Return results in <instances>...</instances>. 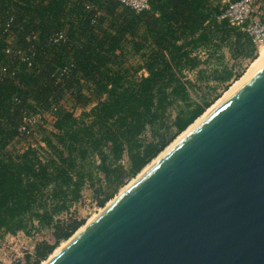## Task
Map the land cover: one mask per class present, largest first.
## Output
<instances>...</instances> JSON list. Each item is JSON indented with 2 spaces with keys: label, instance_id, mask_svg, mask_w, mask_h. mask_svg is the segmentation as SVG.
Instances as JSON below:
<instances>
[{
  "label": "trees",
  "instance_id": "1",
  "mask_svg": "<svg viewBox=\"0 0 264 264\" xmlns=\"http://www.w3.org/2000/svg\"><path fill=\"white\" fill-rule=\"evenodd\" d=\"M69 1L0 0V64L7 61L3 25L10 14L20 23L14 30L23 49L28 47L26 34L40 32L33 69L21 65L16 80L0 82V232L32 235L52 228L55 238L52 244L39 243L34 255L16 264L46 260L84 224L60 216L81 200L86 187L93 188V199L104 207L220 97L218 89L226 90L241 77V71L224 62V48L233 58L257 55L248 35L220 18L221 0H150V10L123 9L111 33L96 32L83 21L70 25V42L48 46L46 36L65 25L62 16ZM98 4L112 14V5ZM74 9L81 10L79 5ZM125 41L143 60L132 73L110 67ZM214 58L219 61L215 67L201 68ZM70 62L75 65L70 78L58 81V70ZM194 71L193 79L187 72ZM78 74L98 96L93 105L88 103L90 109L78 116L75 111L61 113L54 130L44 135V146L8 150L18 133L20 109L33 107L30 100L45 105L51 96L60 99L72 87L80 99Z\"/></svg>",
  "mask_w": 264,
  "mask_h": 264
},
{
  "label": "water",
  "instance_id": "2",
  "mask_svg": "<svg viewBox=\"0 0 264 264\" xmlns=\"http://www.w3.org/2000/svg\"><path fill=\"white\" fill-rule=\"evenodd\" d=\"M45 264H264V64Z\"/></svg>",
  "mask_w": 264,
  "mask_h": 264
},
{
  "label": "built area",
  "instance_id": "3",
  "mask_svg": "<svg viewBox=\"0 0 264 264\" xmlns=\"http://www.w3.org/2000/svg\"><path fill=\"white\" fill-rule=\"evenodd\" d=\"M120 7L128 8L135 13H141L150 10V0H114ZM105 2V1H102ZM75 5H79L80 9H74ZM96 0H70L62 20L65 23L64 27L49 33L46 36V45L59 48L62 45L71 41L68 34L70 25L75 27L81 22H88L89 26L98 32L101 21L104 17L103 10ZM253 0H227L224 11L220 18L226 19L228 23L245 32L251 39L255 46H259L264 41V21L261 17L253 16ZM20 23L16 22L15 14H10L5 24L3 25V33L6 34L7 46L4 49L7 61L0 64V82L4 80H16L17 73L21 70V65L25 66L27 70L34 67V58L37 55L36 48L40 46V32L33 30L26 34L25 41L27 48L23 49L20 46L11 43L13 31L15 27H19ZM76 44L80 42L75 41ZM42 49V47H41ZM75 65L70 62L68 65L59 69L58 81H63V78H70L72 68ZM80 83L84 86L90 84L78 74ZM93 87V86H92ZM81 90V93H84ZM78 94L77 88L72 87L64 90V96L60 99L51 96L47 104L35 103L33 107L24 106L20 109L17 118V135L11 140V144L20 141L24 147L20 148L18 152H23L29 146L38 147L44 146L42 141L47 127L54 130V124L59 119L61 113L72 112L75 110L64 109V99L67 96L76 97ZM14 102L18 104L20 99L13 98ZM79 108V107H78ZM40 138V139H39ZM36 140V141H35ZM35 141V142H34Z\"/></svg>",
  "mask_w": 264,
  "mask_h": 264
},
{
  "label": "rangeland",
  "instance_id": "4",
  "mask_svg": "<svg viewBox=\"0 0 264 264\" xmlns=\"http://www.w3.org/2000/svg\"><path fill=\"white\" fill-rule=\"evenodd\" d=\"M102 1H106L108 3V5L109 6L112 5L113 8L111 10L112 14H109V12H107V11H105V9H103L104 10L103 11L104 17L101 21V25L99 26L98 30L99 31H103V30L104 31H110V33H111L112 30L115 28L113 26V24H115L117 22V17L119 15H121L123 9H125V8L117 5V3L114 0H97L98 3L102 2ZM226 3H227V0H221L220 5L223 8H225ZM253 9H254L253 16L261 17L262 15H264V0H253ZM18 38L20 39L16 30H14L12 38H10V41L12 44L21 47V45H23V44L19 43ZM263 49H264V41L257 47V50H256L257 55H256L255 59H238V58H233V56H231L228 49L224 48V50H223L224 55H225L224 62L228 66L233 65L235 71H238V70L241 71L242 75L237 80L231 81L226 90L218 89V92H220V97L211 106L216 107V105H218V104H215V103H218L220 99H223L226 97L227 92L233 87L234 83L241 80L242 77L244 78V76L250 71L251 64H254V62H256L257 60H258L257 63L260 62L259 68L264 64V55H263L264 50ZM260 53H261V55H260ZM115 55H116V58L111 63L110 67L112 69L128 68L130 73H132L133 70L136 67H138L143 61L140 54H137L134 51L131 43L127 42V41L122 43V45L120 46L119 50H117ZM206 55L207 54H205V53H200V56L202 57V59H205ZM259 55L261 57H259ZM258 58H260V59H258ZM218 62L219 61L215 58L211 59L209 61V63L202 64L201 68L204 69V68L215 67L218 64ZM140 73H142V71H139L138 74H140ZM187 74L190 78H193V79L195 78V71L194 72H187ZM210 84L214 85L213 82H210ZM201 85H203V84H201ZM92 88H93L92 86L91 87L86 86V85L82 86V90H84L85 92L81 93L80 99H78L77 97H70V96L65 97L64 103H63L64 109L65 110L66 109L75 110L77 108L75 110V114L77 116L80 115V113L82 112V109L83 110L84 109H86V110L90 109L88 106V103L91 102V105H93V103H95V101L98 99V96L95 94L96 92H94ZM198 93H199V91H198ZM200 93H201V90H200ZM192 95L194 98L196 97L195 92H192ZM29 103L31 106L35 105V103L32 100H30ZM76 103H77V105H76ZM209 108L205 112H207L209 110ZM171 114H172L171 119H173L174 114H175L174 110H172ZM50 132H51V128L47 127V131L45 132V134H49ZM182 134H183V132L181 134H179L165 148L164 151H166V149L169 146H171L173 143H175L176 140L178 141L181 138ZM146 137L150 138V132L149 131L146 133ZM42 141H43V138H42ZM22 147H24V144L21 143L20 141L14 142L12 144L10 143L7 145V149L14 152V153H19L18 151ZM161 153L158 155V157L161 155ZM158 157L154 158L148 165L152 164V162H154V160L157 159ZM142 171H144V169ZM142 171L138 175H136L134 178H131L127 182L126 185L121 187L119 189V191L117 192V194L110 201H108L105 204V206H107L112 200H114L119 194H121L142 173ZM82 194L83 195H82L81 200L73 205V207L70 209L69 213H66V214H63L60 216V219H66L67 217L73 216L74 218H77L78 220H84V224L75 233H77L84 225H86L98 212H100L105 207V206L100 207L96 204L95 200L93 199V188L92 187H89V186L86 187V189L83 191ZM69 239L62 241L60 243V245L53 251V253L50 254L48 256V258L46 260H44L43 262H47L54 255L55 251L59 250V248H61L66 242H68ZM41 242H47L49 244H52L55 242L54 230L52 228L43 229L42 231L33 233L32 235H29L23 231H20V232L16 233L15 235L2 234L0 232V264H16L17 262H24L25 257L27 255H34L36 246Z\"/></svg>",
  "mask_w": 264,
  "mask_h": 264
},
{
  "label": "bare ground",
  "instance_id": "5",
  "mask_svg": "<svg viewBox=\"0 0 264 264\" xmlns=\"http://www.w3.org/2000/svg\"><path fill=\"white\" fill-rule=\"evenodd\" d=\"M264 50V49H263ZM263 53V52H262ZM260 55H261V53H260ZM259 55V57H261ZM264 55V54H263ZM258 59H260V58H258ZM258 62V60L256 61V62H254V64H251V68H250V71L244 76V78L242 77V79L241 80H239L238 82H235L234 83V85H233V87L227 92V94H226V96L228 95V94H230L232 91H234V90H236L244 81H246L253 73H255L258 69H259V63H257ZM262 63V62H261ZM262 65V64H261ZM249 69V68H248ZM245 74V73H244ZM225 97V96H224ZM224 99V98H223ZM223 99H220L219 100V102L218 103H215V104H219ZM217 106V105H216ZM215 107H213V106H211L210 108H209V110L207 111V112H204L203 113V115H201L196 121H195V123H193L190 127H188L187 128V130L186 131H184L183 132V134H182V136H181V138L185 135V134H187L190 130H192L200 121H202L213 109H214ZM180 138V139H181ZM179 139V140H180ZM178 140V141H179ZM176 142H177V140H176ZM175 142V143H176ZM175 143H173L171 146H169L167 149H166V151L169 149V148H171ZM166 151H163L162 153H161V155H163ZM160 155V156H161ZM159 156V157H160ZM158 157V156H157ZM158 157V158H159ZM157 158V159H158ZM157 159H155V160H157ZM154 160V161H155ZM153 163V162H152ZM151 165V164H150ZM150 165H148L146 168H144V171L150 166ZM144 171H142V172H144ZM60 249V248H59ZM58 251V250H57ZM57 251H55V253L57 252ZM54 253V254H55ZM52 256V255H51ZM46 262H43L42 264H45Z\"/></svg>",
  "mask_w": 264,
  "mask_h": 264
}]
</instances>
